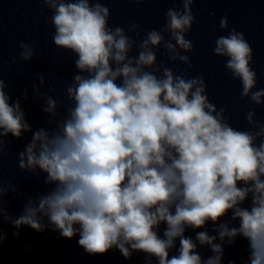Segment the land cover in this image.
I'll list each match as a JSON object with an SVG mask.
<instances>
[{"label": "clouds", "instance_id": "clouds-1", "mask_svg": "<svg viewBox=\"0 0 264 264\" xmlns=\"http://www.w3.org/2000/svg\"><path fill=\"white\" fill-rule=\"evenodd\" d=\"M38 2L52 13L53 43L74 56L76 71L65 89L63 116L58 101L41 92L44 76H37L34 98L44 101L40 108L55 126L35 131L0 74V173L8 137L20 140L31 133L18 152V168L43 174L48 186L29 196L14 217L4 197L23 193L0 179V250L8 238L3 224L9 223L15 238L21 227L51 230L66 240L78 236L87 255L117 250L130 260L143 253L144 264H223L225 248L242 238L247 241L242 264H264V121L256 113L264 105V88L257 87L253 49L244 33L230 27L225 15L218 30L227 35L217 36L213 48L240 82V99L250 102L248 127L242 129L209 99L202 75H186L193 68L188 35L198 23L197 0H172L181 6L168 8L162 27L150 30L139 23L111 26L104 0ZM161 48L169 62L186 65L185 71L177 74L158 63ZM19 49L20 60L34 59L31 42L21 41ZM28 94L25 87V100ZM189 229L195 238L186 235ZM205 247L210 256L200 254Z\"/></svg>", "mask_w": 264, "mask_h": 264}]
</instances>
